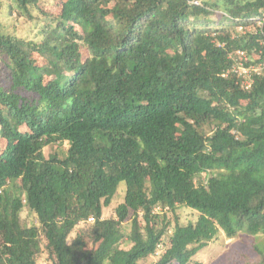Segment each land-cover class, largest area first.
<instances>
[{"label": "trees", "instance_id": "obj_1", "mask_svg": "<svg viewBox=\"0 0 264 264\" xmlns=\"http://www.w3.org/2000/svg\"><path fill=\"white\" fill-rule=\"evenodd\" d=\"M7 1L30 34L0 28V264H190L264 234V73L230 70L264 59V0Z\"/></svg>", "mask_w": 264, "mask_h": 264}, {"label": "rangeland", "instance_id": "obj_2", "mask_svg": "<svg viewBox=\"0 0 264 264\" xmlns=\"http://www.w3.org/2000/svg\"><path fill=\"white\" fill-rule=\"evenodd\" d=\"M217 1L223 8L225 6L224 0ZM52 12L59 11L58 6H49ZM17 11L9 12V1L5 0L0 4V28H5L10 31L18 32L24 36L30 34V22H27L23 17L17 15ZM6 141L1 140V146H5ZM2 147V148H3ZM125 186H120L118 194L109 207L104 209V215L109 217L114 214L117 205L124 200ZM182 222L194 220L197 218V212L191 208L183 207L178 211ZM25 220L35 221V217L28 211L23 212ZM82 226V225H81ZM75 235V234H74ZM264 246L263 235H251L248 233H241L235 238H229L225 233L220 232L219 237L210 242L206 247L199 250L191 260L190 264H242L248 258L249 261L255 262L259 255L256 253V248ZM164 248L159 249L157 255L161 254ZM244 254L247 256L245 257ZM157 256H151L145 261L150 263L155 261Z\"/></svg>", "mask_w": 264, "mask_h": 264}, {"label": "built area", "instance_id": "obj_3", "mask_svg": "<svg viewBox=\"0 0 264 264\" xmlns=\"http://www.w3.org/2000/svg\"><path fill=\"white\" fill-rule=\"evenodd\" d=\"M230 70L241 79V82H243L246 87H250L254 75L264 73V59L249 63V55L247 52L245 50H240L238 52L237 61ZM230 70L226 71L224 75H228Z\"/></svg>", "mask_w": 264, "mask_h": 264}]
</instances>
